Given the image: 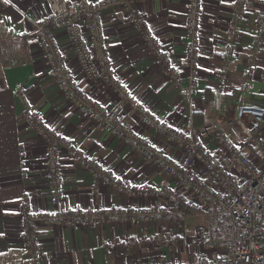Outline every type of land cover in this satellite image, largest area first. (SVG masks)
Here are the masks:
<instances>
[{
	"label": "crops",
	"instance_id": "obj_1",
	"mask_svg": "<svg viewBox=\"0 0 264 264\" xmlns=\"http://www.w3.org/2000/svg\"><path fill=\"white\" fill-rule=\"evenodd\" d=\"M48 0H0V264H194L200 257L212 256L196 240L198 228L207 219L190 214L181 223L151 222L142 225L98 223L47 226L38 224L40 259L33 261L24 246L19 204L29 196L36 212L57 208H139L151 206L153 199L119 193L101 186L82 167L78 157L61 150L64 198L52 201L45 165V142L26 122L25 106L40 109L44 122L68 139L78 156L98 161L116 175L133 183L175 187L173 179L144 161L122 140L111 137L96 122L80 117L75 106L57 92L44 65L41 52L25 35L48 13ZM97 3L100 0H88ZM264 0H248L245 18L236 21L234 0H204L192 99L183 91L189 78L183 76L182 90L170 83L154 65L151 56L132 26L123 6L100 10L106 46L113 71L153 115L173 126L193 125L204 135L208 147L216 149L207 125L213 121L212 103L217 76L225 73L223 116L233 115L237 106L259 105L264 100V41L258 43L256 17ZM170 55L172 65H185L188 37L185 32L187 0H139L132 4ZM233 29L232 33H229ZM71 73L90 98L104 106L123 104L134 129L151 145L164 148L175 161H182V149L164 135L144 127L127 103H121L112 89L87 79L81 72L65 37ZM218 50L228 59L212 55ZM23 85L24 94L16 88ZM249 90L244 92L243 89ZM185 90V91H186ZM220 128L225 129L222 123ZM200 208L207 205L198 200Z\"/></svg>",
	"mask_w": 264,
	"mask_h": 264
},
{
	"label": "built area",
	"instance_id": "obj_2",
	"mask_svg": "<svg viewBox=\"0 0 264 264\" xmlns=\"http://www.w3.org/2000/svg\"><path fill=\"white\" fill-rule=\"evenodd\" d=\"M139 0H48V13L24 37L38 45L44 65L61 97L72 103L84 120L99 124L110 136L122 140L144 161L154 164L176 186L159 187L150 183L133 184L116 175L98 161L80 157L73 144L61 137L44 122L40 109L25 106L29 129L46 145L45 165L52 201L57 206L64 198V175L61 150L78 157L82 167L101 186L133 197L153 199L154 204L139 208H57L53 212H36L29 196L19 204L23 239L31 259H40V245L36 224L94 226L98 223L142 225L151 222L181 223L190 214L206 217L196 233L200 246L212 256L200 257L194 264H264V100L259 105L237 106L233 115L223 116L225 73L217 76L212 110L214 119L205 131L216 149L208 147L204 135L192 124L179 128L153 115L134 97L129 88L115 76L112 59L106 46L100 10L123 6L134 29L145 44L151 59L170 83L182 90L183 76L189 86L183 99H192L195 85L201 12L204 0H187L185 32L188 37L185 65H172L170 55L144 22L142 15L132 8ZM248 0H234L233 15L236 21L245 18ZM257 41H264V5L256 17ZM230 29L229 33H232ZM65 37L73 50L82 74L89 80L109 86L120 99L132 108L138 121L150 131L164 135L179 146L184 158L175 161L164 148L151 145L138 133L123 104L104 106L90 98L71 73L65 49L60 43ZM212 55L226 61L228 55L215 50ZM248 87L243 89L244 92ZM26 88H16L24 94ZM226 128H220L221 124ZM202 200L205 208L197 203ZM156 264H176L163 262Z\"/></svg>",
	"mask_w": 264,
	"mask_h": 264
},
{
	"label": "rangeland",
	"instance_id": "obj_3",
	"mask_svg": "<svg viewBox=\"0 0 264 264\" xmlns=\"http://www.w3.org/2000/svg\"><path fill=\"white\" fill-rule=\"evenodd\" d=\"M111 57V56H110ZM112 59V58H111ZM112 65H113V62H112ZM112 137V136H111ZM20 219V218H19ZM38 224H40V223H38ZM38 224H36V231H37V226H38ZM42 224V223H41ZM44 225H46V224H44ZM61 225V224H60ZM47 226H54V225H47ZM23 235V234H22ZM37 235V234H36ZM37 239H38V235H37ZM40 252H41V249H40ZM41 254V253H40ZM30 256H31V254H30Z\"/></svg>",
	"mask_w": 264,
	"mask_h": 264
},
{
	"label": "snow or ice",
	"instance_id": "obj_4",
	"mask_svg": "<svg viewBox=\"0 0 264 264\" xmlns=\"http://www.w3.org/2000/svg\"><path fill=\"white\" fill-rule=\"evenodd\" d=\"M4 2L7 4V3H9V2H10V0H4Z\"/></svg>",
	"mask_w": 264,
	"mask_h": 264
}]
</instances>
